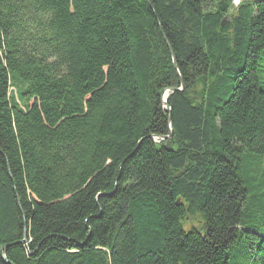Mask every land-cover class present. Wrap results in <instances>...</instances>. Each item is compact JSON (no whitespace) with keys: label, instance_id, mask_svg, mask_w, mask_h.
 <instances>
[{"label":"trees","instance_id":"obj_1","mask_svg":"<svg viewBox=\"0 0 264 264\" xmlns=\"http://www.w3.org/2000/svg\"><path fill=\"white\" fill-rule=\"evenodd\" d=\"M4 246L264 264V0H0Z\"/></svg>","mask_w":264,"mask_h":264},{"label":"water","instance_id":"obj_2","mask_svg":"<svg viewBox=\"0 0 264 264\" xmlns=\"http://www.w3.org/2000/svg\"><path fill=\"white\" fill-rule=\"evenodd\" d=\"M223 21H225V19H224ZM164 41H165V40H164ZM166 45H167V48H168V50H169V52H170V54H171V57H172L173 67L176 68L175 59H174V56H173V54H172V51H171V49H170V47L168 46L167 43H166ZM182 90H183V84H181V87L178 88V89L170 88V89L164 91V93H163V97H162L163 109H164V110L170 112V109L168 108V106H167V104H166V96H167L168 94L173 93V92H176V91H178V92L180 91V92H181ZM168 121L170 122V117L168 118ZM171 135H172V134H171V132H170L169 135H168L167 137H162L161 140H164V139L170 138ZM6 248H7V246H4V247L1 248V250H0V256H1V259H2L4 262H6V258H5V255H4V250H5Z\"/></svg>","mask_w":264,"mask_h":264},{"label":"built area","instance_id":"obj_3","mask_svg":"<svg viewBox=\"0 0 264 264\" xmlns=\"http://www.w3.org/2000/svg\"><path fill=\"white\" fill-rule=\"evenodd\" d=\"M237 2H238V0H237ZM235 3V1L234 0H232V4H233V6H237L238 5V3Z\"/></svg>","mask_w":264,"mask_h":264},{"label":"rangeland","instance_id":"obj_4","mask_svg":"<svg viewBox=\"0 0 264 264\" xmlns=\"http://www.w3.org/2000/svg\"><path fill=\"white\" fill-rule=\"evenodd\" d=\"M240 1H241V0H238V2H240ZM238 2H237V3H238ZM235 3H236V2H235ZM238 4H239V3H238Z\"/></svg>","mask_w":264,"mask_h":264},{"label":"bare ground","instance_id":"obj_5","mask_svg":"<svg viewBox=\"0 0 264 264\" xmlns=\"http://www.w3.org/2000/svg\"><path fill=\"white\" fill-rule=\"evenodd\" d=\"M235 2H237V0H234ZM239 3V2H238Z\"/></svg>","mask_w":264,"mask_h":264}]
</instances>
